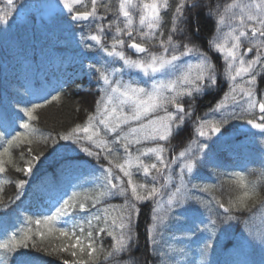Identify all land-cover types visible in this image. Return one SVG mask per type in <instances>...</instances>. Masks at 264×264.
I'll return each instance as SVG.
<instances>
[{"label": "snow or ice", "instance_id": "snow-or-ice-1", "mask_svg": "<svg viewBox=\"0 0 264 264\" xmlns=\"http://www.w3.org/2000/svg\"><path fill=\"white\" fill-rule=\"evenodd\" d=\"M90 3L89 9L86 0H59V5L62 6V10L67 11L71 21L80 25L95 24V32H90L87 36L81 35L80 43L83 47L86 50L94 49L104 53L105 57L109 58L105 64L122 62V67L98 68L89 65L91 71L98 73V87L102 95L96 100L95 111L88 114L83 125L76 124L67 132L58 134L59 140L69 143L58 145L54 151L65 148L78 150L87 157L94 158L97 164L103 156L107 161V166L100 164L103 181L95 195H84L81 198V194L73 190L57 197L51 207L35 218L36 231L31 227L33 218L25 217L20 228L0 235V264H36V256L22 251L29 248L49 255L69 248L78 249L70 253L75 259L72 261L64 259L63 264H95L99 259L96 253L105 250L102 242L98 247H94V244L105 234L113 242L111 250L103 257L107 261L110 257L130 251L134 246L138 236L134 233V218L138 222L139 205L149 201L153 203V208L151 223L146 232L152 251L157 253V246L162 238V226L175 216L177 210H188L194 203H202L195 196V192L210 191L209 187H198L192 181L199 166L210 162V153L213 152L214 146L229 143L227 137L231 135L229 132L231 122L244 120L248 126L264 135V99L257 100L255 93L257 77L264 72V0L247 2L233 0L224 6L223 11H220L219 5L216 8L206 7L205 15L217 21V36L209 41V47L220 54L225 63L224 75L231 82L230 90L224 94L221 101H217L205 113L204 117H196L195 132L204 142L190 141L187 147L178 155H173L170 160L165 157L168 151L165 144L174 134H178L185 121L193 116V106L190 105L186 110L184 98L202 96L205 91L214 89L217 85L216 67L207 53L198 44L187 42L181 44L174 39L176 35H182L185 31L181 25L187 19L186 10L197 8L198 3L196 0H178L172 13L171 28L164 39L161 30L162 13L169 9V0H119L118 16L107 25L109 30L115 27L112 42L108 47L103 43L106 37L105 25L98 21L105 20L106 14L112 13L113 8L106 0H90ZM77 6L85 10H77ZM101 8L105 15L100 14ZM237 9L238 11H234ZM133 10L140 13L138 26L134 24ZM15 11L14 0H6V7L0 8V24L7 25ZM226 23L229 24V31L221 33L220 28ZM195 31L199 33V28L197 27ZM134 32L147 43L135 42ZM124 36L132 41L127 47L134 50L137 58L133 59L126 55L124 51L126 41L122 38ZM153 40H156L157 44L151 47L158 46L161 51L150 49L148 44ZM254 50L255 57L245 59L247 53ZM125 70H135L138 76L125 80L123 79ZM141 77L147 78L150 84L145 81L144 84L147 86H144L140 82ZM238 78L243 83H238ZM54 91L55 94L44 95L43 90L26 88L25 94L30 99L16 107L12 113L0 112V176L6 173V165L12 164V150L22 146H28L26 151L31 159L25 161L22 168L14 164L12 166L16 172H22L25 176L33 173L35 167L33 161H39L44 154L32 155L30 146L34 142L47 141L51 135L45 134L32 123L37 120L34 113L53 101L61 100L60 91ZM229 99L232 104L226 103ZM257 106L261 113L259 117L261 122L258 123L255 119L245 120L246 116L254 113ZM237 108L240 112L236 111ZM101 127L104 136H101ZM143 143H152L154 146L137 148L134 154L133 147ZM192 144H196L200 153L197 157L191 155ZM72 145L77 147L72 148ZM121 150L125 158L123 163H116ZM23 156L24 153L21 152V157ZM149 156H153L155 162L145 163L143 157ZM177 164L178 175L174 177L172 167ZM75 165V161L65 158L61 168L72 170ZM113 168L119 169L123 177L127 178V188L124 187L121 177L114 175ZM133 168L137 169V174L142 170V175L146 178L151 177L153 183L134 181ZM153 171L156 175H152ZM186 174L189 177L187 180ZM234 175L236 178L234 183L240 189V194L235 199H230L227 204L216 201L219 208L229 213L225 217L226 221L239 220V217L231 214L233 212L251 211L257 204L264 207V198H260L258 185L255 182H248L243 173ZM160 178L164 182L158 185ZM11 182L0 178V212L7 213L11 205L23 195L24 188L29 183L26 179L15 180L17 194L5 203L4 186ZM129 188L131 199L128 198ZM166 189L169 190L167 193ZM115 196L124 197V204L116 206L105 203L107 199ZM249 201H253L251 206ZM209 206L210 202L203 204V207ZM117 207L118 214L111 215ZM215 226L216 220L210 219L208 225L204 228L197 226L196 231L209 233L208 241H211L216 231ZM41 227L46 230L48 236L56 235L67 241L74 239L75 243L61 244L49 251L43 243L38 245L34 241L35 236L45 235L39 231ZM246 235L264 247V232L257 234L247 232ZM29 241L33 242L29 244ZM211 247L212 243L206 241L201 255H206ZM85 251L88 261L78 255V252Z\"/></svg>", "mask_w": 264, "mask_h": 264}, {"label": "trees", "instance_id": "trees-1", "mask_svg": "<svg viewBox=\"0 0 264 264\" xmlns=\"http://www.w3.org/2000/svg\"><path fill=\"white\" fill-rule=\"evenodd\" d=\"M31 0H14L16 11L9 19L7 25L0 24V112H14L15 108L24 101L30 99L25 94L26 88L33 90H43L44 95L55 94L54 90L61 93L59 102L53 101L44 107L37 109V120L33 121L37 127L45 134L51 133L47 141L33 143L30 147L32 155H44L39 161H33L35 167L30 176H25L22 172H16L12 164L17 167H24L25 161L31 159L26 151L28 146L13 149L12 164L6 165L7 171L0 178L11 180L4 186L3 199L5 203L17 194L15 180L26 179L29 183L25 186L23 195L11 205L7 213L0 212V235L5 232L11 233L22 226L25 217H32L31 227L36 231L35 218L40 213L51 207L57 197L65 192L71 193L73 190L84 195H95L99 190V185L103 181V174L100 171V164L107 166V161L101 157L99 164L92 157H87L80 151L71 149H59L54 151L58 145L69 142L59 140L58 134L67 132L76 124L83 125L88 114L95 111L96 100L100 98L102 92L98 87V73L91 71L89 65L96 67L111 68V63L105 64L108 59L102 52L96 50H86L80 43L81 35L87 36L90 32H95V24L89 26L83 24L81 28L73 23L68 14H57L53 20L45 27L36 23V13L30 10L28 14L17 16L19 6H30ZM198 7L187 9V19L182 23L185 29L184 42L199 44L203 42L202 49L207 51L206 36L213 30H217L216 19L205 15L206 7L216 8L220 6L223 11L224 6L232 3L233 0H196ZM113 8L108 21H98L105 25L106 37L112 42V33L115 30L107 28L110 21L114 20L118 13L119 0H106ZM178 0H169L170 7L163 13L164 20L172 19V13ZM28 4V5H27ZM25 5V6H24ZM6 7V0H0V8ZM77 10L84 8L77 6ZM101 15H105L103 9H99ZM191 11V13H190ZM199 28V37L195 36V29ZM165 30V28H164ZM167 33L164 32V39ZM175 39V38H174ZM177 40V39H175ZM109 41H103L106 47L110 46ZM182 41V39H180ZM88 43H93L87 41ZM155 43L157 41L155 40ZM201 44V43H200ZM199 44V45H200ZM150 46V44H148ZM128 53V52H127ZM129 56H132L128 53ZM217 67V58L211 55ZM34 99V97L32 98ZM218 93H211L194 98H184L186 110L193 106V116L204 117L205 113L220 101ZM251 117H245L248 119ZM24 119H27L24 117ZM244 120H234L229 125V132L236 130L237 126ZM126 130V128H125ZM83 136L84 134L81 133ZM195 130L193 120L187 119L183 128L178 134H174L165 147L178 154L188 146L194 138ZM256 138V142L243 145L238 137H230L227 145L217 144L213 152L210 153V162H205L199 166L192 181L198 187H209L208 192H195V196L202 203H194L188 209L177 210L175 216L162 226V238L158 243V252L154 253L150 241L147 237L146 229L151 223L153 203L151 201L139 205L138 222L134 218V233L138 234L134 246L130 251L120 255L110 257L107 261L104 256L111 250L112 240L106 234L98 238L94 247H98L102 242L104 252H98L99 259L95 264H264V247L253 242L247 232L257 234L264 232V207L258 204L251 208V211L233 212L239 220H225L229 213H225L216 203L219 200L227 204L230 199H235L240 194V189L234 183L236 173H243L248 182H255L258 185L261 197L264 198V149L262 148V135L249 134ZM110 138V137H109ZM55 141V144H54ZM240 141V143H239ZM154 146L152 143H143L133 147L136 154L137 148ZM72 145V148H76ZM21 152L24 153L23 158ZM195 152L193 157L199 156ZM65 158H70L76 162L72 170H62L61 165ZM125 154L121 150L118 153L116 163H123ZM145 163H153V157H145ZM178 167L173 169V176L178 175ZM114 175L120 176L127 186V178L123 177L119 169L113 168ZM152 175H156L153 171ZM189 177L185 176L187 180ZM133 179L137 183H153L151 177H144L142 170L137 174V169H133ZM178 182V180L176 181ZM162 178L158 180V185L162 184ZM174 186V185H173ZM169 190L166 189L165 193ZM128 198L131 199V190L128 189ZM124 197L115 196L105 201L108 205L120 206L124 204ZM259 199V198H258ZM50 201V202H47ZM209 207H203L208 204ZM253 201H249L250 206ZM100 207V205H98ZM111 211V210H110ZM119 212H111L115 216ZM178 216L179 218H176ZM216 220V231L208 241L209 233L197 232L196 228H204L209 220ZM39 231L44 232L43 237L37 235L34 241L39 245L52 248L61 244L75 243V240L67 241L58 236H48L46 230L41 227ZM79 234V233H78ZM211 242L212 247L206 255H201L205 242ZM33 241H29L31 244ZM86 242V241H85ZM78 249L69 248L66 251L49 255L45 252H37L35 249L22 250L30 255L36 256V264H63V260L72 261L71 251ZM78 255L88 261L87 251ZM199 257V258H198ZM204 257V262L202 260Z\"/></svg>", "mask_w": 264, "mask_h": 264}, {"label": "rangeland", "instance_id": "rangeland-1", "mask_svg": "<svg viewBox=\"0 0 264 264\" xmlns=\"http://www.w3.org/2000/svg\"><path fill=\"white\" fill-rule=\"evenodd\" d=\"M86 2H87V5H88L90 3V0H86ZM245 2H247V0H245ZM36 4H37L36 7H35L36 9L34 10L35 13H36V16H37L36 23L39 24L42 27H45L46 24H49L53 20L55 15H57V14H67V11L66 10H62V6L59 5V0H37ZM26 11H27L26 14H28L29 9H27ZM133 11H135L134 12V24L138 26L139 14L140 13H139L138 10H133ZM234 11H238V9L234 10ZM21 14L23 15V11L22 10L18 11L16 13L17 16H20ZM220 31H221V33H226L227 31H229V24L226 23L225 25L221 26ZM216 36H217V34H216ZM246 47H247V44L245 43L244 48H246ZM210 51H211L210 54L216 55L215 57L217 58L218 66L217 67L215 66L216 67V75H217V85H216V87L213 90L211 89V90L205 91V93L203 95L211 94V93H218V94H220V97H221V100H222V98L224 97V94L229 92L231 82L224 75L225 63H224L221 55L218 54L217 52L211 50V49H210ZM242 51H243V49H242ZM208 56L210 57V55H208ZM254 57H255V50L251 54L247 53L245 59H252ZM133 59H135V58H133ZM185 59H187V58H185ZM110 67L111 68L122 67V62L111 63ZM259 70H260V66L258 65L257 66V71H259ZM193 73H195V69H193ZM137 76H138V73H136L135 70H125V72L123 74V79L128 80V79H131V78H135ZM145 81H147V78H144V77L140 78V82L142 84H144ZM237 82L238 83H243V81L240 80L239 78H238ZM147 83L150 84V81H147ZM144 86H147V84H144ZM245 86H247V85H245ZM255 93H256L257 100L264 99V72H262L257 77V83L255 85ZM226 103L232 104L233 102L231 101V99H229L228 101H226ZM171 110L174 111V109H171ZM236 111L240 112V109L237 108ZM256 111H257V108L254 111L255 114L253 113L252 115H256L257 114ZM246 117H248V116H246ZM253 117H255V116H253ZM192 120H193V128L195 129L196 128V120L194 118ZM239 134L240 133L237 131V128H236V130L234 129L233 131H231V135L229 137H227V139H229L230 137L235 138V137L238 136V138H240V141H242L244 143L243 145H245V146L256 142V138H252L250 136L243 137L241 135L239 136ZM104 135H105L104 130L101 127V136H104ZM260 135H262V134H260ZM261 138H262V145L261 146L264 149V135H262ZM192 140H198L200 142H204L203 138H199L196 135V132H195V136H194V138ZM240 141H239V143H240ZM150 147H152V146H150ZM134 148H135V146H134ZM196 151H197L196 144H192L191 155H193ZM174 154L175 153H174L173 150L170 153H168V151H167L165 153V157L170 160L171 157ZM151 157H153V156H151ZM144 158L145 157H143V159ZM153 162H155V158L154 157H153ZM175 166L176 165H173V167H172V175H173V169H174ZM133 169H132V171H133ZM204 259L205 258L202 257L203 262H204Z\"/></svg>", "mask_w": 264, "mask_h": 264}, {"label": "flooded vegetation", "instance_id": "flooded-vegetation-1", "mask_svg": "<svg viewBox=\"0 0 264 264\" xmlns=\"http://www.w3.org/2000/svg\"><path fill=\"white\" fill-rule=\"evenodd\" d=\"M190 13H191V11H190ZM183 25H184V24H183ZM183 25H182V26H183ZM165 28H166L165 31H166V33H167V35H168V32H169V30H170V28H171V22L166 21ZM215 33H216V32H214V30H213L208 36H206V38H207V40H206V41H207V42H206V45H207V51H208L209 53H211V51H210V47H209V41L216 37V36H215ZM184 34H185V31H184V33H183L182 35H176L175 37H178V36L183 37ZM195 36L199 37L200 35L196 32V33H195ZM200 43H201V44H200ZM200 43H199L200 46H203V45H204L203 42L200 41ZM213 56H215V55H213Z\"/></svg>", "mask_w": 264, "mask_h": 264}, {"label": "water", "instance_id": "water-1", "mask_svg": "<svg viewBox=\"0 0 264 264\" xmlns=\"http://www.w3.org/2000/svg\"><path fill=\"white\" fill-rule=\"evenodd\" d=\"M131 50V49H130ZM132 52H134V50H131ZM135 53V52H134ZM258 111H259V108H258ZM258 122V121H256ZM259 123V122H258ZM240 129L241 130H244V131H253V132H258L257 130L255 129H252L250 126H248L246 123H244L243 125L240 126Z\"/></svg>", "mask_w": 264, "mask_h": 264}]
</instances>
